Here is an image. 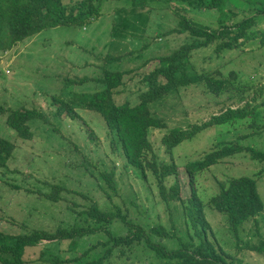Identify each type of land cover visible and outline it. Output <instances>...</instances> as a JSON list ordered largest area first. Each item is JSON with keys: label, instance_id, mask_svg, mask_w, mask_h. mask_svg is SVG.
<instances>
[{"label": "rangeland", "instance_id": "1", "mask_svg": "<svg viewBox=\"0 0 264 264\" xmlns=\"http://www.w3.org/2000/svg\"><path fill=\"white\" fill-rule=\"evenodd\" d=\"M131 1L102 0L101 15L96 20L44 29L11 51L0 53V108L35 110L47 120H30L33 137L22 141L5 124L8 113L0 114V139L15 146L12 158L0 168V232L10 236L33 232L50 235L72 227L90 231L76 242L43 240L25 251L28 264H78L102 256L105 264H164L143 241L130 247L107 244L113 237L128 235L133 224L145 232L163 227L172 237L149 238L167 251L179 249L190 238L198 245L183 210L191 189L186 167L224 144L264 151V47L248 46L220 55L214 47L193 52L190 64L194 70L215 78L219 72L230 81L236 78L232 88L213 95L204 83L194 84L174 89L149 104L151 114L162 120L165 128L150 131L148 138L158 164L174 163L178 169L177 178L169 180L167 187L177 182L179 201L163 202L153 176L147 172V179H143L126 162L115 135L100 115L83 108L76 110L73 120L56 114L61 99L53 101L55 97L73 101L75 94L103 91L105 72H130L113 97L117 104L135 103L142 76L157 67L160 57L191 41L187 34L167 35L178 28L173 12L212 29L232 27L254 14L244 0H229V19L219 24L218 12L181 0H151L144 8L132 6ZM258 29L264 30V17ZM107 57L120 60L106 64ZM83 78L91 81L74 84ZM244 104L251 107L247 117L210 126L172 151L165 149L162 137L169 130L200 125ZM110 172H114V191L102 179ZM263 172L264 163L243 152L192 174L193 189L210 226L207 238L235 260L231 264H264V254L245 247L264 240ZM243 177L256 180L263 210L235 232L227 217L214 211L209 201L231 179ZM54 187L63 189H57L55 199L49 196ZM95 204L101 212L125 216L126 225L115 219L104 222L102 230L91 232L90 226L96 223L89 212ZM96 243L107 246L87 252Z\"/></svg>", "mask_w": 264, "mask_h": 264}, {"label": "trees", "instance_id": "2", "mask_svg": "<svg viewBox=\"0 0 264 264\" xmlns=\"http://www.w3.org/2000/svg\"><path fill=\"white\" fill-rule=\"evenodd\" d=\"M149 1L151 0H132L131 5L144 8L147 7ZM181 1L190 6L218 12L219 24L226 22L229 19L227 12L232 11L229 0ZM244 1L254 14L252 13L253 15L248 18L240 20L232 27L223 26L212 29L198 24L190 18L183 17L178 12H173V15L178 18V28L168 32L167 35L187 34L191 41L170 55L160 57L157 60V67L142 76L140 84L137 86V101L135 103L117 104L113 97L117 94V91L114 92V90L123 84V77L129 75L130 72H105L101 80V83L105 85L103 91L94 94H75L73 101L55 97L53 101H56L57 98L61 99L58 102L56 114L64 115L73 120L77 117L76 110L83 108L100 115L109 132L113 136L115 135L126 162L137 169L143 179H147V172L153 176L163 202L179 201L181 199L180 188L177 182L174 181L172 185L167 187L169 180L177 178L178 169L174 163L158 164L148 138L150 131L165 128L162 120L153 117L149 110V104L174 89L194 84L204 83L209 93L213 95L228 90L230 86L232 88L236 78L230 81L219 72L216 73L217 78L213 77L212 74H199L190 64V58L193 52L201 49L206 50L210 47H214L217 55L248 46L250 49L264 47V30L258 29V22L264 17V0ZM101 4L102 0H0V53L11 51L44 29L54 28L58 25L92 22L101 15ZM118 60H120L119 57H107L104 58V63H112ZM88 81L91 79L83 78L75 81L74 84L80 85ZM248 109L251 107L244 104L239 108H230L212 116L200 125L184 129H171L164 133L162 143L166 150L172 151L183 141L189 140L203 129L247 117ZM4 113H8L5 124L22 141H29L33 137L28 125L30 120H40L44 123L47 121L43 113L25 108L14 111H5L0 108V114ZM14 150L15 146L12 143L0 139V168L6 166L12 158ZM243 152L248 153L252 160L264 163V151L258 152L233 143L216 147L202 160L186 167L191 189L183 210L195 237L199 240L198 245H194L190 238V241L182 243L179 249L167 251L161 245L152 243L149 238L150 235L158 236L160 239L172 237L163 227L156 226L145 232L133 224H130L132 231L128 235L113 237L107 245L113 243L114 247H130L135 242L143 241L150 251L164 261V264H231L235 262L233 258L225 254L221 248H216L207 238L210 226L204 216V205L193 189L194 177L192 174L203 172L216 164L224 163L226 159ZM113 177L114 172H110L104 174L102 179L114 191ZM53 189L55 192L49 196L55 199L59 195L57 189L60 192L63 189L58 187ZM209 205L214 211L227 217L228 224L235 232L246 221L254 219L263 210L256 180L245 177L231 179L218 195L211 198ZM90 210L89 214L96 223L90 226L91 232L98 231V229L102 230L104 222L110 223L115 219L126 225L125 216H121L119 213L101 212L96 204ZM87 232L90 231L78 227H72L68 230L60 229L50 235L33 232L32 234L10 236L0 232V264H28L24 257L25 251L39 246L43 240L52 241L56 239L76 242V239L82 238ZM100 245L106 244L96 243L87 252L97 249ZM245 247L250 252L259 255L264 254V240L257 246ZM78 264H105V256Z\"/></svg>", "mask_w": 264, "mask_h": 264}]
</instances>
